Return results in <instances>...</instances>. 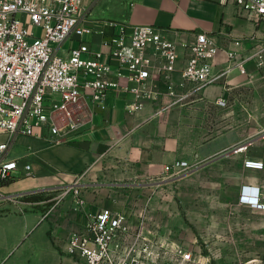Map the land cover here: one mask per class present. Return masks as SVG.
I'll use <instances>...</instances> for the list:
<instances>
[{"label": "crops", "instance_id": "1", "mask_svg": "<svg viewBox=\"0 0 264 264\" xmlns=\"http://www.w3.org/2000/svg\"><path fill=\"white\" fill-rule=\"evenodd\" d=\"M82 12L91 28L83 40L103 50L102 59L113 67L120 59L111 55L106 39L123 27L129 32L133 25L149 24L178 44L176 68L172 80L160 82L156 96L140 108L127 107L138 102L134 93L110 91L94 103L92 120L82 129L53 136L42 128L14 138L8 156L20 167L1 190L23 196L0 199L5 209L0 210V264H87L68 252L71 235L85 231L103 207L130 213L136 221L137 211L128 203L132 188L164 178L165 165L177 159L198 164L186 174L221 171L220 178L237 189L239 199L242 193H264V168L244 163L247 158L264 161V68L252 56L264 42V19L237 0H82ZM202 32L220 47L212 60L215 75L229 64V52L236 54L233 60H242V67L185 96L193 87L182 84L185 44ZM79 43L68 40L64 52ZM6 138L0 133V142ZM77 181L82 203L74 191L48 207L32 199ZM24 203L35 206L25 209Z\"/></svg>", "mask_w": 264, "mask_h": 264}, {"label": "built area", "instance_id": "2", "mask_svg": "<svg viewBox=\"0 0 264 264\" xmlns=\"http://www.w3.org/2000/svg\"><path fill=\"white\" fill-rule=\"evenodd\" d=\"M237 3L264 19V0ZM89 32L82 0H0V133L7 135L0 142V199L23 196L6 195L1 190L12 171L20 167L18 159L8 156L17 135H35L42 128L53 136L68 135L90 124L94 103L104 101L110 91L134 93L138 102L127 107L140 108L145 100L156 96L160 82L172 80L178 44L158 27L136 24L129 32L123 27L106 39L111 55L120 59L116 67L102 59L103 50L83 40ZM74 38L80 40L79 45L62 51ZM185 46L188 57L182 84H193L185 96L200 92L233 67H242V60H233L236 54L229 52V64L215 75L212 60L220 47L206 32ZM252 56L264 68V42ZM218 102L227 104L224 98ZM244 163L250 168H264L260 159L247 158ZM197 166L177 159L165 165V177L186 174ZM25 169L30 175L29 163ZM71 191L79 203L84 202L78 181L67 186L63 195ZM240 202L264 211L263 192L242 193ZM136 218L132 221L130 213L103 207L85 231L71 235L68 252L87 264H200V255L194 250L160 239L142 214Z\"/></svg>", "mask_w": 264, "mask_h": 264}, {"label": "rangeland", "instance_id": "3", "mask_svg": "<svg viewBox=\"0 0 264 264\" xmlns=\"http://www.w3.org/2000/svg\"><path fill=\"white\" fill-rule=\"evenodd\" d=\"M221 175L206 169L135 184L128 203L153 234L194 250L200 264H264V211L242 204L237 189ZM65 190L38 193L43 197L38 205L50 206Z\"/></svg>", "mask_w": 264, "mask_h": 264}, {"label": "trees", "instance_id": "4", "mask_svg": "<svg viewBox=\"0 0 264 264\" xmlns=\"http://www.w3.org/2000/svg\"><path fill=\"white\" fill-rule=\"evenodd\" d=\"M42 198H43L42 195H38V196H36L34 199H38V200H40V199H42ZM51 204H53V201H51V202L48 203V205H51Z\"/></svg>", "mask_w": 264, "mask_h": 264}]
</instances>
